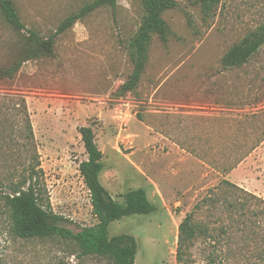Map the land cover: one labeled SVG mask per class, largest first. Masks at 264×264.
I'll list each match as a JSON object with an SVG mask.
<instances>
[{
  "label": "rangeland",
  "instance_id": "obj_1",
  "mask_svg": "<svg viewBox=\"0 0 264 264\" xmlns=\"http://www.w3.org/2000/svg\"><path fill=\"white\" fill-rule=\"evenodd\" d=\"M11 1L26 29L55 36L52 56L26 61L13 78L0 80V96L26 103L42 169L40 204L68 219L63 226L74 232L96 224L78 170L87 159L78 129L90 126L110 195L123 202L126 192L143 188L156 207L109 226L111 236H134V264H209L202 237L176 258L185 215L194 210L193 218L208 223L209 208L194 205L223 179L264 200V44L241 65L223 63L263 29L264 0H213L205 11L199 0H173L162 13L167 32L151 34L137 79L132 43L146 13L143 0L98 6L61 32L59 25L93 0ZM23 34L0 11V66L11 62ZM4 142L0 186L29 157L7 135ZM251 202V234L244 242L237 226L228 230L225 246L217 245L222 264H264V209L254 215L262 203ZM80 251L57 235L17 237L1 207L0 264H113Z\"/></svg>",
  "mask_w": 264,
  "mask_h": 264
},
{
  "label": "trees",
  "instance_id": "obj_2",
  "mask_svg": "<svg viewBox=\"0 0 264 264\" xmlns=\"http://www.w3.org/2000/svg\"><path fill=\"white\" fill-rule=\"evenodd\" d=\"M117 0H93L82 7L76 16L67 17L58 27L61 32L69 27L76 18L83 16L102 5L115 6ZM203 10L210 7L207 4L213 0H199ZM145 15L132 43L135 68L133 78L137 79L146 59V46L152 33L164 37L167 32L166 23L162 18L164 10L174 6L173 0H143ZM0 11L14 30L20 34L24 31V42L19 47L11 62L0 66V80L11 79L20 67L29 60L53 55L54 35L46 37L37 32L26 29L20 20L14 3L11 0H1ZM264 44V27L246 43L234 46L224 56L223 63L227 67L238 66L246 62L255 51ZM130 85V83L128 84ZM10 99L0 96V152H3L7 142V135L11 141L15 140L18 153L24 152L26 162L14 165L13 171L8 173V182L0 186V202L10 220L13 233L19 238L60 236L77 242L82 255H101L113 259V264H134L137 252V242L133 235L120 233L109 234V226L113 221L136 214H150L155 211V205L148 199L143 188L129 190L124 195L123 202L116 201L100 181L99 175L103 169L102 152L98 149L94 132L90 126H81V135L87 159L78 165V170L84 184L89 191L92 214L96 218L93 226L80 227L77 232L65 228L68 219L55 214L49 208L40 204V182L42 174L39 155L33 143V131L29 119L25 100L5 104ZM14 117L9 123V117ZM19 117V118H18ZM8 124V126L6 125ZM10 128L11 132H8ZM17 133H16V132ZM6 134V135H5ZM225 193L219 195L218 193ZM251 200L262 203L254 215L262 214L264 200L238 185L223 179L216 187L210 188L208 194L201 198L193 209L203 206L209 208V221H197L194 210L187 213L178 225L176 258L181 261L182 252L191 244L193 239L203 238L206 257L209 264H222L225 253L217 249V245L225 246L228 237L221 239L229 229L238 228L240 237L247 241L246 225L250 222L249 214L254 213ZM0 207V209H1ZM220 210V216L214 211ZM214 214V215H213ZM225 217V218H222ZM230 218V223L225 219ZM212 224V225H210ZM255 224V222H254ZM226 240V241H225ZM244 245V244H243Z\"/></svg>",
  "mask_w": 264,
  "mask_h": 264
}]
</instances>
